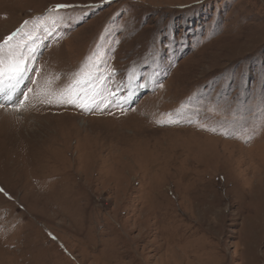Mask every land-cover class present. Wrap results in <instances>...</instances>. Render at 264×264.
I'll return each instance as SVG.
<instances>
[{"label": "rangeland", "instance_id": "rangeland-1", "mask_svg": "<svg viewBox=\"0 0 264 264\" xmlns=\"http://www.w3.org/2000/svg\"><path fill=\"white\" fill-rule=\"evenodd\" d=\"M17 29L0 264H264V0H0Z\"/></svg>", "mask_w": 264, "mask_h": 264}, {"label": "snow or ice", "instance_id": "snow-or-ice-1", "mask_svg": "<svg viewBox=\"0 0 264 264\" xmlns=\"http://www.w3.org/2000/svg\"><path fill=\"white\" fill-rule=\"evenodd\" d=\"M70 7L69 5H57L54 11H58L60 8ZM28 21H24V25H27ZM23 27V25L21 26ZM32 39L31 36L28 37ZM36 48L31 44H28L21 29H17L10 33L2 40H0V95H3L4 99L11 102L13 93L16 92L19 85H21L26 78L31 79L28 76L29 72L35 71L39 74L38 69L30 67L29 62L35 59ZM32 83L35 85L36 80ZM79 83V81H77ZM74 84H69L59 93H48L50 97L58 96V102L75 104V100L79 99L77 96L73 98L72 93L74 91ZM33 88H28L27 92L22 93L23 99L17 101L14 105L17 110L23 105L24 101L28 98V93L33 92ZM52 102V99H49ZM0 104V107H3ZM77 107H84L83 105H76Z\"/></svg>", "mask_w": 264, "mask_h": 264}, {"label": "bare ground", "instance_id": "bare-ground-1", "mask_svg": "<svg viewBox=\"0 0 264 264\" xmlns=\"http://www.w3.org/2000/svg\"><path fill=\"white\" fill-rule=\"evenodd\" d=\"M0 96H1V95H0ZM0 99H1V97H0ZM2 99H4V97H3Z\"/></svg>", "mask_w": 264, "mask_h": 264}]
</instances>
